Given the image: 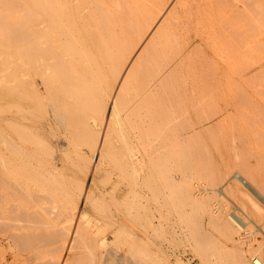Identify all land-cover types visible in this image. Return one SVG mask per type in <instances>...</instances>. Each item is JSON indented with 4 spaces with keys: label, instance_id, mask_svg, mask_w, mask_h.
I'll return each instance as SVG.
<instances>
[{
    "label": "rangeland",
    "instance_id": "obj_1",
    "mask_svg": "<svg viewBox=\"0 0 264 264\" xmlns=\"http://www.w3.org/2000/svg\"><path fill=\"white\" fill-rule=\"evenodd\" d=\"M113 1L0 0V264H264V0Z\"/></svg>",
    "mask_w": 264,
    "mask_h": 264
},
{
    "label": "bare ground",
    "instance_id": "obj_2",
    "mask_svg": "<svg viewBox=\"0 0 264 264\" xmlns=\"http://www.w3.org/2000/svg\"><path fill=\"white\" fill-rule=\"evenodd\" d=\"M119 0H114L113 1V5H112V9H111V23L110 24H113V27H116L117 25L116 24H121V25H123L124 24V26H122V27H124V28H126V29H130V28H135V26L137 25L138 26V28H139V24L140 25H143V27L145 28V30H146V28H148V26H146L145 25V23H147L148 22V20L152 17V15H153V12L155 11V7L154 6H152V5H150L149 4V2L151 1V0H122V2H121V0H120V2H118ZM155 2H156V0H155ZM84 3V2H83ZM118 3H121V4H123V7L121 6V9H118L119 7H118ZM157 3V2H156ZM155 5H157V4H155ZM119 6H120V4H119ZM58 7V6H57ZM56 7V8H57ZM66 9H69V8H67V7H65ZM61 10H62V7L60 8ZM125 11V12H124ZM158 11H159V9H158ZM160 12V11H159ZM125 14V18H126V20H125V18H124V21H122L123 19H122V17H124V16H122V15H124ZM160 14V13H159ZM154 16V15H153ZM157 16V15H156ZM158 17V16H157ZM154 18V17H153ZM100 20H103V19H100ZM159 20V19H158ZM150 21H151V23H152V19H150ZM149 21V22H150ZM123 22H125V23H123ZM148 22V23H149ZM139 23V24H138ZM148 23H147V25H148ZM163 23V22H162ZM150 24V23H149ZM155 25L156 23H152V25ZM166 24V23H165ZM121 25H119V27H117L118 29L121 27ZM145 25V26H144ZM126 26V27H125ZM121 27V28H122ZM140 27H142V26H140ZM142 27V29H141V33H142V31H143V28ZM149 27H150V25H149ZM159 27V26H158ZM160 27H162V26H160ZM159 27V28H160ZM120 28V30H122ZM157 28V27H156ZM125 29V30H126ZM135 29H137V28H135ZM134 29V30H135ZM140 29H138V30H140ZM124 30V31H125ZM144 30V32H146ZM149 30V29H148ZM147 30V31H148ZM152 30H153V28H152ZM159 30V29H158ZM166 30V29H165ZM150 31V30H149ZM143 32V33H144ZM157 32V31H156ZM166 32V31H165ZM147 33V32H146ZM145 33V34H146ZM129 34V33H128ZM127 34V35H128ZM140 34V33H139ZM136 35V37L137 36H139L138 37V39L139 38H141L142 39V37H141V35L142 34H140V35ZM144 34V35H145ZM154 34H156V33H154ZM130 35H132L131 34V32H130ZM144 35H142V36H144ZM157 35V34H156ZM116 36H118V35H116ZM116 36H112V34L110 35V42L111 43H109V44H112L113 46H115V48H117L118 46V49L120 48V45L122 44V43H120V40L122 41V39H123V37H121L120 36V40L118 39V37L116 38ZM164 36V35H163ZM167 36V35H166ZM155 37V36H154ZM157 37V36H156ZM168 37V36H167ZM126 38V37H125ZM152 38V37H151ZM115 39H118V41H119V43H118V41L116 42V40ZM141 39H140V41H141ZM149 39V38H148ZM155 39V38H154ZM159 39H160V37H159ZM125 40V39H124ZM135 40V39H134ZM145 40V39H144ZM158 40V39H157ZM127 41V40H126ZM130 41H131V43H132V41L133 40H131L130 39ZM136 41V40H135ZM149 41H150V39H149ZM152 41V40H151ZM154 41V40H153ZM165 41V40H164ZM162 42H163V40H162ZM167 42V41H166ZM152 43V42H151ZM151 43H149L148 42V47H149V45L151 44ZM108 44V45H109ZM123 44H125V42L123 43ZM145 44H146V46H147V43L145 42ZM124 46H127V45H124ZM130 46V45H129ZM113 49H114V47H112ZM123 49V48H122ZM121 50V49H120ZM119 51V50H118ZM113 52H114V50H113ZM112 52V53H113ZM121 52V51H120ZM119 52V53H120ZM148 52H150L149 50H148ZM115 53H117V52H115ZM123 53V52H122ZM151 53V52H150ZM116 55V54H115ZM151 55H153V53L151 54ZM117 56V55H116ZM121 56V55H120ZM119 56V57H120ZM123 56V55H122ZM154 57V56H153ZM121 59V58H120ZM233 177L236 179V180H238L240 183H242L243 184V186L244 187H246L250 192H251V194L252 195H254L258 200H260L263 204H264V197L260 194V192L252 185V183H250L244 176H242L239 172H235L234 174H233ZM197 186V185H196ZM200 189V188H199ZM220 189V188H219ZM223 190V189H222ZM221 193L222 191H218V193ZM223 193V192H222ZM225 193V192H224ZM246 215V214H245ZM229 218H230V220H231V222L235 225L234 227H236V230H237V228L238 229H241V230H243V231H245V229H246V227L248 226V224L247 223H249L248 221H252L251 219H249V217L248 216H245L244 218H246V217H248V218H246V219H243V218H241L235 211L234 212H231L229 215ZM244 216V215H243ZM226 218V217H225ZM231 223V224H232ZM253 223V222H252ZM254 225H255V227L257 228V229H259V231H261L262 233H263V231H262V229L257 225V224H255V223H253ZM231 226H233V225H231ZM239 237V236H238ZM244 238V237H243ZM241 239V238H240ZM243 240V239H242ZM252 263L253 264H263V262H262V260L258 257V256H252Z\"/></svg>",
    "mask_w": 264,
    "mask_h": 264
}]
</instances>
